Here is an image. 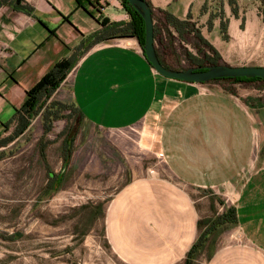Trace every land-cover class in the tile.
I'll return each instance as SVG.
<instances>
[{
	"label": "crops",
	"instance_id": "0c3cea01",
	"mask_svg": "<svg viewBox=\"0 0 264 264\" xmlns=\"http://www.w3.org/2000/svg\"><path fill=\"white\" fill-rule=\"evenodd\" d=\"M89 1L92 6L85 0L79 5L76 0H7L0 5L2 147L32 124L31 114L21 110L26 93L71 58L75 66L60 100L67 98L78 117L96 129L130 134L126 137L136 151L157 161L145 174L136 170L107 206L105 236L116 257L126 264H184L200 219L191 194L206 190L234 196L239 240L216 250L205 264H264V82L195 84L164 78L133 37L98 42L79 56L78 48L101 30L102 22H129L120 0ZM146 1L154 10L157 56L166 68L182 70L169 63V54L196 31L220 55V18L209 24L220 32L214 41L190 26L176 31L155 15L163 12L187 22L202 8L200 0ZM227 5L237 15L226 16L227 38L264 44V24L253 13L245 22L238 3ZM190 55L201 65L199 55ZM126 143L123 139L115 146ZM240 179L235 192L233 184Z\"/></svg>",
	"mask_w": 264,
	"mask_h": 264
},
{
	"label": "rangeland",
	"instance_id": "374dc122",
	"mask_svg": "<svg viewBox=\"0 0 264 264\" xmlns=\"http://www.w3.org/2000/svg\"><path fill=\"white\" fill-rule=\"evenodd\" d=\"M200 2L202 8L187 17L188 25L216 41L220 32L216 33L214 25L209 26L210 18L213 21L220 18L223 25L228 20L226 16L233 19L234 14L228 0ZM234 3H238L239 16L245 22L253 13L264 24L263 0H234ZM155 15L162 18L158 12ZM247 24L254 28L250 18ZM219 39L218 64L264 67V44L244 45L240 40H224L221 36ZM183 41L177 42L174 53L169 54L172 56L169 63L182 70L192 66L187 53L199 55V43L194 36L187 35ZM197 57L202 59L201 55ZM67 90L63 82L32 116V124L22 136L4 147L0 142V264H126L107 243L106 209L115 193L132 180L136 170L139 175L143 171L145 174L157 161L136 151L128 138L130 134L101 131L76 116L69 109V100L59 98ZM55 114L63 119L56 120ZM44 120L50 127L47 134H44ZM135 136L132 135L133 139ZM66 139H73V147L69 164L60 176L62 145ZM123 139L127 143L117 148L116 142ZM242 183L240 179L233 184L235 192ZM191 195L200 219L209 222L227 213L234 199L206 190H196ZM238 240L234 221L217 224L195 264H205L216 250Z\"/></svg>",
	"mask_w": 264,
	"mask_h": 264
},
{
	"label": "trees",
	"instance_id": "16d2710c",
	"mask_svg": "<svg viewBox=\"0 0 264 264\" xmlns=\"http://www.w3.org/2000/svg\"><path fill=\"white\" fill-rule=\"evenodd\" d=\"M7 0H0V5L2 3H5ZM89 3V5L92 6V2L89 0H85ZM146 1V0H145ZM77 4L79 5L82 0H76ZM122 8L126 12V14L129 16V22L127 23H101V30L90 37H87L86 41L78 48L80 50L79 56H82L85 52H87L92 46H94L98 42H108L111 40H114L116 38H127V37H133L136 38L138 41L140 47L143 50L144 46V37H145V26L142 18L140 15L129 5V3L126 0H120ZM147 2V1H146ZM264 2V0H263ZM148 3V2H147ZM228 3L232 7L235 3L234 0H228ZM149 4V3H148ZM151 11H152V16L154 17V10L152 6L149 4ZM232 14L236 15L235 9H232ZM189 16V15H188ZM162 17L163 20L165 21L166 24L171 25L176 31H179L180 27L186 26V28H189V25L187 22L183 21H178L177 19L169 16L166 13L162 12ZM213 21L212 18H210V22ZM227 22L222 25L221 23V35L226 40L227 36ZM194 37L196 40L199 42V44L206 49L209 50L211 56L206 55V53H203L199 48L197 49V52L199 55H202V63L204 64L203 67L206 66H212V65H219L218 60H219V54L218 52L206 41L204 40L199 31H196L194 33ZM154 39H155V32H154ZM144 53V52H143ZM188 60H190L193 64L192 67L194 66H200L195 64L189 53H187ZM75 60L73 59H68L64 60L62 62H59L56 64L48 74H46L30 91L26 93V99L24 101V104L22 105L21 110H26L28 113L31 114V116H34L38 110L41 109L42 105L46 100L49 99V97L60 87V85L65 81L68 73L73 69L75 66ZM161 62V61H160ZM162 64V62H161ZM163 65V64H162ZM164 66V65H163ZM166 67V66H164ZM219 81H226V82H235V83H252V82H264L263 80L259 78H254V79H245V78H235V79H219V80H213L211 82H219ZM209 82V83H211ZM62 109V108H60ZM70 110L78 116L79 114L75 110V108L71 105ZM64 110H66L64 108ZM46 118H49V115H47ZM55 119H63L59 118L58 114H55ZM49 120V119H45ZM44 120V134H47L50 131V127H48L47 122ZM73 139L65 140L63 143V165H62V170L60 172V176L65 172L69 161H70V150L73 147ZM43 147L41 148V154L43 157ZM51 177H53V174H49ZM231 221H234L235 223V217H234V212L232 208L227 212L224 213L221 217H218L215 221L209 222L206 220H198L197 223V229L199 235L195 242L193 243L192 247L188 251L186 255V259L184 261V264H195L197 261L198 256L200 253L203 251L205 248V242L206 238L208 237L209 234L212 233V231L215 230V226L217 224L221 225L223 222L229 223ZM211 256L209 257V259ZM208 259V260H209Z\"/></svg>",
	"mask_w": 264,
	"mask_h": 264
},
{
	"label": "water",
	"instance_id": "95a60500",
	"mask_svg": "<svg viewBox=\"0 0 264 264\" xmlns=\"http://www.w3.org/2000/svg\"><path fill=\"white\" fill-rule=\"evenodd\" d=\"M126 1L140 15L144 22V56L158 75L171 80L195 84H205L213 80L235 78H259L264 81V67L258 66L233 67L219 64L206 67H190L178 71L164 67L157 56L154 45V23L149 4L145 0Z\"/></svg>",
	"mask_w": 264,
	"mask_h": 264
},
{
	"label": "flooded vegetation",
	"instance_id": "af4514ba",
	"mask_svg": "<svg viewBox=\"0 0 264 264\" xmlns=\"http://www.w3.org/2000/svg\"><path fill=\"white\" fill-rule=\"evenodd\" d=\"M161 16H162V15H161ZM194 67H203V66L200 65V66H194Z\"/></svg>",
	"mask_w": 264,
	"mask_h": 264
}]
</instances>
